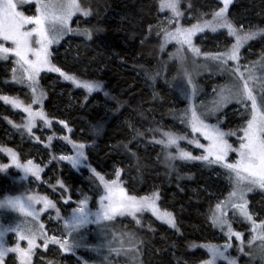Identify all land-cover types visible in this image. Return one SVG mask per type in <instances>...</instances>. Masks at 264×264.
<instances>
[{
    "label": "trees",
    "instance_id": "1",
    "mask_svg": "<svg viewBox=\"0 0 264 264\" xmlns=\"http://www.w3.org/2000/svg\"><path fill=\"white\" fill-rule=\"evenodd\" d=\"M80 3L90 15L81 17L75 26L88 30L91 39L69 37L52 51L50 59L68 76L101 87L89 93L59 73H43L42 110L51 121L49 133L45 135L39 129L26 132L16 119L20 112L0 100V148L11 149L22 162L45 160L40 166L43 169L41 187L45 186L43 193L49 194L59 210L63 200L70 204L80 203L85 197L94 199L92 195L98 191L94 175L87 174V179H81L71 169L70 162L60 159L63 154L57 139L58 126L61 122L67 123L73 131L70 140L87 144V163L94 172L106 178L113 175L128 196L140 198L158 192L160 210L172 214L176 228L154 217L137 216L141 219V227L136 232L142 243L143 264H198L207 257L206 248L201 246L217 241L218 232L211 224L209 211L212 212L218 195L228 193L229 186L226 188L220 180L208 176L206 171L214 169L198 162L166 161L165 157L169 153L177 155L176 151L155 142L165 140V132L191 137L181 119L185 102L172 84L179 65L169 59L167 52L171 46L164 45L161 49L164 31L160 30V19L167 14L162 11L159 0H80ZM218 4L220 0H180L183 23L189 12L196 18L199 16L198 22L202 17L208 18ZM229 19L237 27L249 23L253 31L264 29V0H238L230 8ZM206 36L208 39L204 42L200 40L202 37L195 39L203 50L215 51V40L220 42L217 50L229 43L221 34ZM249 44L244 60L250 59L248 49L254 57L264 53V34ZM8 77L0 70V92H7L0 96L17 91L6 87L3 79ZM216 79L205 80L207 89L222 81L220 77ZM229 110L222 113L228 131L245 123L239 121L240 115L233 119ZM0 161L7 163L1 155ZM116 170L120 171L119 178ZM19 177L16 171L0 172V193L4 191L3 195H7L22 187L24 180L19 181ZM46 177L52 179L43 184ZM259 196L262 197L255 193L250 199V211L258 214L264 213V200H259ZM50 247V252H44L49 255L44 264L75 261L73 256L63 254L59 245ZM55 250L60 251V260L54 259ZM239 259L242 261L243 256Z\"/></svg>",
    "mask_w": 264,
    "mask_h": 264
},
{
    "label": "snow or ice",
    "instance_id": "2",
    "mask_svg": "<svg viewBox=\"0 0 264 264\" xmlns=\"http://www.w3.org/2000/svg\"><path fill=\"white\" fill-rule=\"evenodd\" d=\"M35 2L36 15H25L18 8L24 4ZM222 4L218 11L212 13L211 21H204L193 25L191 28H184L179 24L183 13L180 11V0H164L161 4V9L167 8L171 11L172 16L167 23L175 28V31L164 30V44L161 45L163 50L170 40H176L181 46L187 45L194 55H201V49L193 44V37L197 33H202L206 28H210L213 32L217 28H226L228 35L235 37V43L222 52L204 53L205 57L211 61H219L221 65H228L229 61L234 62L230 68L231 75L235 77L229 95H221L216 102L215 107L210 113L200 112L193 109L190 118L187 121H182L188 124L191 129V137L187 134L176 135L172 132H165L163 135L165 140L155 141L158 144H163L165 148H176L177 155L169 153L165 159L180 161H198L205 166H218L220 169L226 170V173L234 177L233 190L229 194L226 201L216 204V209L213 211L210 219L215 227L225 228L224 233L230 241L233 237L241 242L239 251L243 252V233L235 231L232 227L231 220L228 218L230 207L233 210V216L239 215L243 221L249 222L252 225V230L256 231L257 227L264 229V220L259 225L256 224L253 214L250 213L248 207L247 193L259 188L264 190V77H260L261 94H254L253 88L249 81H256L253 68L246 67L239 63L241 59L240 49L244 43L257 35L264 34V29L252 31L249 26H234L229 21L227 13L232 0H220ZM82 12L84 16L90 15L87 10H84L76 3V0H56V3L45 2V0H0V61H9L12 59V80L16 83L28 82V87L33 91V103L41 104L43 93L40 97L35 96L36 86L42 72L59 73L65 80H70L77 87H82L91 93L98 90L101 86L91 82H81L75 77L68 76L60 68L52 64L50 57L52 52L50 48L54 44L59 43V39L65 34L73 32L69 27L71 17L76 12ZM79 34L85 35L91 39V34L87 30L79 31ZM6 42H10V46H5ZM182 59V57H181ZM243 69V71H242ZM229 71V69H225ZM247 72V75H245ZM187 75V73H186ZM242 82V83H241ZM188 83L193 86V92L196 91V86L191 77ZM215 91V90H214ZM6 104H11L14 108H21L28 113L27 122L23 127L29 132L36 127V118L39 117L44 121L45 126H51L43 110L33 112L31 106H24L23 102L17 97L0 96ZM235 101L240 107L236 109V113L245 121L244 124L237 127L235 130L227 132L222 131L220 125L224 122L219 113L228 106L229 103ZM250 102V105H249ZM209 115H214L216 118L215 124L205 123V119ZM250 116V118H248ZM203 117V118H202ZM11 123V121H9ZM63 123V122H61ZM66 126V125H65ZM196 134L208 141V144H202L196 138ZM228 137H236V144L229 142ZM39 140V137H36ZM52 137H49L51 140ZM67 140V137H64ZM180 141H187V144L194 146L196 149H203L202 154L193 155L191 151L184 150L180 147ZM76 148V158L61 156V160H70L75 166L84 156V145H74ZM127 148V145L124 146ZM0 151L6 152L17 168H22L25 174L30 173L37 180L40 179V172L43 170L39 165L28 160L27 164L21 165L16 154L11 149L0 148ZM235 154L236 159L233 162L229 161L230 154ZM9 165L0 164V172L6 171ZM172 167V165H169ZM98 179L104 185L108 195L100 197V208L96 212H89L86 209L87 197L80 201V207L73 209V215L70 219L64 220V228L67 236L72 238V243L63 236L49 237L44 231V225L39 223L41 212L52 208L56 209L57 219H62L60 210L56 204L49 200L46 196H28L23 197H7L4 201H0V207L6 204L17 209L25 219L15 226L3 228L0 226V264H8V257L14 256L19 260L20 264H31L32 257L35 255V250L40 247L37 244L38 239L43 240V247L47 249L48 245H59L60 249L66 253H73V250L78 248L79 242L73 237L74 232H78L81 228L90 223L101 225L102 221H111L115 216L131 215L135 216L138 212L150 211L158 220L166 223L172 228H176L175 220L170 212L161 211L157 201L160 199L158 192H153L150 196H126L122 188L119 189L121 198L114 201L112 192L117 187V181H105L102 176L96 174ZM115 175L120 177V171L116 170ZM60 188H64L62 182L57 181ZM55 191V185L52 186ZM105 201H108L105 204ZM68 201L65 200V203ZM43 203V208L36 210L34 204ZM94 216L95 219H90ZM31 217V220L28 218ZM139 223V221H137ZM15 233L16 243L14 246H8L4 237L7 233ZM264 239V237H262ZM27 241V247L22 248L20 241ZM195 248L196 245H191ZM212 255L213 259L206 260L203 264H215L217 257L227 260V264H236L235 259H230L221 252L216 245H202ZM225 250L232 247L231 243H225ZM15 264V261L12 262Z\"/></svg>",
    "mask_w": 264,
    "mask_h": 264
},
{
    "label": "rangeland",
    "instance_id": "3",
    "mask_svg": "<svg viewBox=\"0 0 264 264\" xmlns=\"http://www.w3.org/2000/svg\"><path fill=\"white\" fill-rule=\"evenodd\" d=\"M160 5L164 2V0H159ZM45 2H51L53 4L56 3V0H45ZM238 2V0H232L231 5L228 9V19H229V11L231 6ZM76 3L81 6L80 0H76ZM222 4H218L217 8H215L208 16V18L202 17V19L198 22L197 19L192 13H188L186 17V22L183 23V20L185 17L183 16L179 24L184 28H191L193 25L198 23H203L204 21H211L212 20V13L214 11H218L219 7H221ZM36 3H28L20 6L18 10L23 11L25 15H36ZM162 11L167 14L165 17L161 18V32L165 29H170L168 31H175V28L169 23H167L168 19L172 16V13L169 9L164 8ZM181 11V10H180ZM82 12H76L69 22V27L73 29V32H69L65 34L62 38L59 39L58 44H54L51 46L50 51L52 52L55 48L60 47V45L63 44V42L68 39L69 37H86L85 35L79 34V31L85 30L81 28L79 25L75 26V22L83 17ZM201 17V16H200ZM230 21V19H229ZM243 26H249L251 30L253 31V27L249 23H244ZM88 31V30H87ZM207 34L211 35H217L221 34L228 40V44H224L222 49L217 50V48L220 46V42H217L215 40V51L210 50H203L198 44L195 43V39L198 37H202L200 40L202 42L207 41L208 37ZM262 35V34H261ZM257 35L255 38L250 39L244 43V45L240 49L241 59L239 63L241 65H244L246 67L253 68L255 76L258 78L256 81H249L250 86L253 88L254 94L259 96L261 94V81L260 77H264V53H261L258 56L254 57L252 50H247V57L250 59L243 58L244 51L248 48L250 45L249 43L252 40L259 39V36ZM204 36V37H203ZM235 37L229 36L226 28H217L215 32H213L210 28H206L202 33H197L196 36L193 37V44L201 49V55L197 56L192 53V51L189 49L187 45L181 46L179 43H177L176 40H170L166 45L167 47H172L171 49H168L169 52H167L169 59L176 61V64L179 65L177 69V75L173 79V86L176 90V92L182 96L185 106L181 110V119L182 121H187L190 118L191 111L195 109L200 114L201 111L204 113H210L212 109L215 107L216 102L220 99L221 95H229L230 90L232 88L233 81L235 80V77L231 75L230 68L234 65V62L229 61L228 65H221L219 61H211L207 59L204 55V53H216V52H222L227 47H230L231 44H234ZM261 44V43H259ZM5 46H10V42H6ZM217 50V51H216ZM182 57V59H181ZM252 57V58H251ZM14 59V57L12 58ZM12 59L9 61H0V70H4L7 73L8 78L3 79L6 82V87H13L16 88L17 91L9 95V97H17L19 100H21L24 104V106H31V109L33 112H38L42 110V103L45 98L44 91L41 88V77L43 75L41 73V77L39 78L38 85L36 86V93L35 96L40 97L41 93H43L42 103L41 104H35L33 103V91L30 87H28V82L25 81L24 83H16L12 80V67L14 66L12 64ZM229 69V71H225V69ZM243 71V69H242ZM187 73V75H186ZM245 75H247V72H245ZM189 77L192 78L193 83L196 86V91L193 92V86L188 83ZM221 78L222 81H217L216 78ZM211 78L216 79V85L214 83V88H211L210 90L207 89V84L205 83L206 79ZM242 83V82H241ZM215 90V91H214ZM4 92H0L2 95H6L7 92L3 90ZM25 96L29 98V101L26 100ZM3 101V100H2ZM4 102V101H3ZM11 105V104H6ZM250 105V102H249ZM12 106V105H11ZM240 106L235 103V101H232L228 104L226 108L223 109V111L230 108L229 112L230 116L233 119H237L236 117L239 116V114L236 113V109H238ZM12 108H14L12 106ZM17 112H20L18 116H16L17 122H21V126L27 122L28 113L23 111L21 108H14ZM219 113L221 119L223 120L222 113ZM20 118V119H19ZM203 118V117H202ZM250 118V116L248 117ZM224 121V120H223ZM239 121L245 122L244 120L240 119ZM205 123L209 124H215L216 118L214 115H209L207 119H205ZM66 125V126H65ZM185 127L187 128V131L191 134L190 126H188L187 123L184 122ZM226 122L224 121L220 128L222 131L227 132L228 130L225 129ZM240 125L233 126L232 130L237 129V127ZM59 127V137L57 139L59 140V149L61 150L63 156H68L72 158H76L77 152L74 145L83 144L84 145V156L86 157V146L87 144L79 143V142H73L70 140V134H72L71 129L68 127L67 123L63 122L60 123ZM24 128V127H23ZM51 126H45L44 121L41 120L39 117L36 118V127L32 129V132H36L38 129L41 133H44L47 135L49 132L47 129H50ZM227 128V127H226ZM24 130L28 132L25 128ZM31 132V133H32ZM29 133V132H28ZM192 135V134H191ZM64 137H67L68 139L65 140ZM190 137V136H189ZM196 138L200 140L202 144L207 145L208 141L204 140L202 136L199 134H196ZM229 142L233 143L234 146H238L236 144V138L235 137H228ZM180 147L184 150L191 151L193 155H200L203 152V149H196L194 146L187 144V141H180ZM21 145V144H20ZM68 148V149H67ZM171 149H174L176 151L175 147H171ZM30 150H32L30 148ZM0 155L6 159V164L9 165L6 171H16L20 173L19 181L24 180L22 183V187L19 186L18 189H15V192H10V194L3 195L4 191L0 193V201H4L7 197H23L27 198L28 196H46L49 200V194H44L43 190L46 189L45 186L41 187V174L40 172V179L37 180L33 175L30 173L25 174V172L22 170V168H17L14 164H12L11 157L3 151H0ZM17 156V155H16ZM18 161L21 165L27 164V162H22L17 156ZM236 159V155L230 154L229 161L233 162ZM70 162V160H67ZM45 160H42V158H38L37 163H34L39 166H43ZM191 162H198V161H191ZM203 167L206 168H212L214 170H208L206 171V174L208 176L216 178L221 181V183H224L225 187L229 190L228 193L225 195H218L216 199L213 202V209L209 213H213L216 209V204L221 203L223 201L228 200L230 192L233 190V184H234V177L230 176L226 173V170L220 169L218 166H205L202 162H198ZM0 164H3L2 161H0ZM5 164V163H4ZM72 170L76 171V173L80 176L81 179H87L88 175H94L95 178V185L97 187V193L95 192V195H92L94 199L91 197H87V203H86V209L89 212H96L100 208V197L108 195L106 192L104 185L101 183V181L97 177V173L92 170L90 165L87 163V157L81 158L79 160V163L73 166ZM5 172V171H4ZM101 176V175H99ZM105 181L111 182L114 181L115 178L112 175L111 178H106L104 175L102 176ZM52 179L51 177H46L43 179L44 182L48 183L49 180ZM229 180V183H228ZM227 181V183H226ZM29 182V183H27ZM123 187L118 184L117 187L114 188L112 192L113 200H119L121 198V194L119 192V189ZM14 190V189H13ZM124 190V189H123ZM226 193V192H225ZM261 194L262 197H258L259 200H264V190H260L259 188L254 189L252 192L247 193V200H248V207L249 211L250 209V199L251 196L254 194ZM124 194L128 196L127 192L124 190ZM51 196V195H50ZM217 196V195H216ZM218 198V199H217ZM84 200V198H83ZM54 203V200H51ZM219 201V202H218ZM108 201H105V204H107ZM43 203L34 204V208L36 210L42 209ZM57 207V206H56ZM60 207V216L62 219H57L56 217V209L49 208L43 212H41L39 216V223H42L44 225V231L47 233L49 237L56 236L61 237L63 236L64 239H68L70 243H72V238L67 236L66 230L64 228V220L70 219L73 215V209L80 207V203H70L69 201L65 203V200L62 201ZM52 210L54 212H52ZM228 211V218L231 220L232 227L235 231H239L243 233V249L244 251H239V247L241 246V242L236 240L235 237H233L230 241L228 240V237L224 234L227 229L225 228L223 231L219 227H214V229L218 232V235L216 237L217 241L215 244L210 245H216L219 247L221 252H224V255L227 256L230 259H235L236 264H264V229H261L257 227L256 231L252 230V225L249 222L243 221V219L239 216H233V210L228 207L226 209ZM250 213L253 214V218L256 221V224L259 225L262 220H264V213H256L255 211H250ZM149 216L154 217L150 211H143L138 212L133 217L131 215H124V216H115V218L111 221H102L101 225H97L95 223H90L87 226L81 228L78 232L73 233V237L76 241L79 242V247L74 249L73 253H67V255L73 256L75 259L72 260V264H143L142 256H141V246L142 243L140 242L139 238L137 237L136 229H140L141 224L137 223V221L140 222L142 219L141 216ZM137 216H140L138 218ZM209 216V214H208ZM211 217V216H210ZM133 218V219H132ZM25 217L13 207L9 205H5L4 207H0V226L3 228H7L10 225L15 226L16 224H19L21 221H23ZM31 220V217L28 218ZM90 219L94 220L95 217L91 216ZM127 219V221L130 222H124V220ZM157 219V218H156ZM211 224L212 220L210 219ZM125 223V226L123 227L122 224ZM127 225V226H126ZM213 225V224H212ZM130 226L131 228L127 230V227ZM6 243L8 246H14L16 243L15 233L9 232L4 237ZM225 243H231L232 247L225 250L224 245ZM37 244L40 245L35 250V255L32 257L31 264H44V260H47L49 258V255H44V252H50V245H48L47 249L43 247V240L38 239ZM20 245L22 248L27 247V241H20ZM209 245V244H207ZM252 246V247H251ZM58 250L53 251L54 259L60 260V251L59 254L57 252ZM207 251V257L205 260L198 264H203L206 260L213 259L212 255ZM63 254H66V252L62 251ZM241 256H243L242 261L239 259ZM62 260V259H61ZM15 261V264H20L19 260L16 259L14 256L10 255L8 257V264H12V262ZM215 264H227V260L221 259L219 257L216 258Z\"/></svg>",
    "mask_w": 264,
    "mask_h": 264
}]
</instances>
